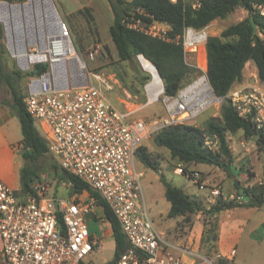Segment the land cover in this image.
<instances>
[{"label": "built area", "instance_id": "2783aa9c", "mask_svg": "<svg viewBox=\"0 0 264 264\" xmlns=\"http://www.w3.org/2000/svg\"><path fill=\"white\" fill-rule=\"evenodd\" d=\"M202 1L190 0L194 8ZM253 6L264 15L263 4ZM122 23L182 46L185 61L197 69L196 77L175 95L166 93L161 75L159 80L152 76L144 85L145 105L162 101L163 115L149 120L134 118V110L115 105L106 93L113 85L88 64L100 45L83 57L62 19L57 32L43 31L46 37L39 48L28 51L25 47L26 60L21 66L30 71L38 68L27 83L23 98L26 109L40 125L49 152L61 168L99 192L118 219L129 247L110 264H216L200 251L174 244L157 228L141 194L144 172L136 169L137 152L151 135L193 122L206 109L228 98L239 117L255 130L254 135L242 140L245 149L249 151L248 142L252 141L264 155V83H235L226 97L216 95L208 77L209 25L185 26L181 34L172 36L168 24L141 6L129 10ZM33 40L29 38V42ZM9 43L20 60L13 38ZM40 65L45 69L39 73ZM204 145L213 152L221 150L216 134H206ZM192 165L179 162L176 169L200 189L209 188V201L214 203L222 197L245 202L243 194L225 196L219 185L209 186L205 173ZM49 187L45 180L36 179L31 183L33 192H26L0 178V264H92L88 257L99 243L92 238L86 217L91 204L49 195ZM172 248L182 254L172 253Z\"/></svg>", "mask_w": 264, "mask_h": 264}, {"label": "trees", "instance_id": "16d2710c", "mask_svg": "<svg viewBox=\"0 0 264 264\" xmlns=\"http://www.w3.org/2000/svg\"><path fill=\"white\" fill-rule=\"evenodd\" d=\"M13 2L14 0H7ZM113 11V23L110 25L111 38L116 46L120 62L131 60L143 54L153 62L163 79L165 91L169 95H175L186 84V81L197 73V69L185 61L183 47L166 42L142 32L131 29L122 23V18L129 10L137 6L143 7L171 28V35L176 36L183 32L185 26L203 28L215 19H224L238 7L248 11V16L226 27L220 35H211L206 44L208 58V77L218 96L226 97L230 89L243 79V70L246 63L254 61L258 70L259 80L264 83V15L255 10L253 4L264 5V0H204L198 8L192 7L190 0H107ZM253 14L258 24L254 32L250 15ZM4 27L0 22V83L8 85L11 89L14 102L13 108L19 118L23 138L20 142L21 155L24 166L20 172V183L23 191L33 192L31 183L36 179H42L39 161L48 155V143L38 129L34 118L26 109L23 101L24 94L20 92L15 83V78L6 73L2 58L6 48L4 44ZM45 66H39V73ZM18 73V72H17ZM34 71H29L34 76ZM150 75V74H149ZM150 77V76H149ZM148 77V78H149ZM147 78V77H146ZM123 80V78H121ZM132 93L140 91L129 88ZM243 131L245 136L255 134L252 124L241 119L232 106L230 100L225 98L221 106V117H211L204 125L193 122L180 123L166 127L154 134L156 145L167 148L172 157L185 164L217 165L231 174L235 156L227 141L228 133ZM206 134H216L220 138L221 150L213 152L205 147ZM55 159V158H54ZM137 160L146 167L156 171L160 170V159L142 145L137 152ZM56 176L60 180H68L72 183V193L92 199L100 208L102 218L111 224L113 236L116 242L114 259L129 247V242L122 231L121 225L115 214L101 194L93 190L85 181L74 174L64 170L58 161L51 162ZM161 181L165 186V197L170 203L169 218L182 217L186 221H192L191 215L202 212L204 215V230L201 243L207 249L205 255L215 259L216 264H230L218 249L219 240V214L222 211L238 206H264V183L261 185L244 188L243 195L247 202L239 203L233 199L218 198L213 204L207 205L197 195H190L183 188L169 182L164 174ZM77 201H80L77 199Z\"/></svg>", "mask_w": 264, "mask_h": 264}, {"label": "rangeland", "instance_id": "374dc122", "mask_svg": "<svg viewBox=\"0 0 264 264\" xmlns=\"http://www.w3.org/2000/svg\"><path fill=\"white\" fill-rule=\"evenodd\" d=\"M30 1L31 0H14L13 2H9L7 0H0V22L4 27L3 41L6 48V52L4 55L6 63L4 64V69L6 73L14 76L16 86L23 94H25L26 92L27 83L29 78L31 77L29 75L30 70L23 69L19 58L10 48L9 41L10 38H13L14 48L19 49L15 25L19 27L21 26L20 30L23 33L22 36L24 45L27 50L30 51L36 47L39 48L42 44L39 13L37 11V8H34L32 10V16L30 19L32 23L29 24V26H31L30 30L28 29V19L23 12L21 13V17L16 19L14 13L10 10L8 17L6 18L3 13L2 4L6 3L8 6L24 5L25 3H28ZM51 1L57 10L59 19H62L66 23L71 38L77 50L83 57H86L87 53L91 49L95 48L97 45H100L95 59L89 61L88 64L92 71L105 74L106 80L111 85H113L114 88L106 93L109 98L115 103V105L123 107V105H126V103L129 102L131 108L136 109V112L133 114L134 118L149 120L153 117L163 115L164 104L162 101H156L154 103L145 105L147 102V97L144 92V85L151 80L152 74L143 67L138 56L128 61L120 62L119 60L116 46L110 34V25L113 23V11L109 2L107 0ZM247 16L248 11L243 7H238L226 18L215 19L214 21H212L209 24V31L211 35H215L218 32L221 33L226 27L245 19ZM40 17L42 19L43 31L47 32V30H49L48 24L50 22L53 24V16L49 15L46 9L42 7ZM8 24H10L11 27L10 34L8 31ZM53 27L52 31H54L55 29V26ZM260 35L264 38V33H261ZM43 37H46V34L43 35ZM29 38L31 40L34 39L36 42L34 40L29 42ZM196 75L197 73L192 74V76L186 81V83H190L196 77ZM121 78H123V80H121ZM129 88L133 89L134 92H137L135 90H138L140 91V93L134 94L130 91ZM128 94H130L132 98ZM13 102L14 98L11 89L8 87V85L0 83V123H6L4 129L10 135L12 134L14 138H23L19 118L12 106ZM221 106L222 104H217L209 107L203 113H201L193 121V123L197 125H204L207 119L211 117L220 118ZM36 125L41 133L44 134V132L41 130L40 125ZM21 140L22 139H20L15 144V147H17L16 149H19L20 151ZM144 145L148 147V150L150 152L155 154L160 159L161 163L159 171H156L150 167H146L139 160H136L135 163L136 169L138 171L144 172V175L141 178V194L142 197H144L149 214L153 219L155 225L159 230H162L172 223L176 224L172 229H169V231L166 232L165 236L168 240L172 241L174 244L182 245L184 247H189L191 249L200 251L203 254L208 253L206 250L207 248L202 245L201 241L200 243H196L193 239H190V237H194V223L199 212L197 214L191 215L192 221H186L182 217H180L181 219L177 221V219L169 218L166 215L169 202L164 194L165 186L161 181V174H164L169 182L183 188L184 191H186L188 194L192 196L197 195L198 197L202 198V200L207 205L212 204V202L201 195L209 192V188L200 189L193 180L186 177L184 174L179 173L176 169L179 161L172 157L170 151L167 148L155 144L154 134L145 141ZM54 158L56 159L55 156L48 155L47 157L42 158L39 161V166L43 169L40 172V176L43 180L50 184L48 190L49 195H52L54 197L69 198L70 192H72L73 185L68 183V180H60L59 177L56 176L55 169L51 164V162H55ZM212 166H214L213 168L219 167L217 165ZM200 167L208 168L209 165L205 163ZM221 170L224 169L221 168ZM20 172L18 173L19 179ZM204 173L205 175L209 174L207 172ZM207 180L208 182L210 181L209 177H207ZM220 184L222 185V182H220ZM202 218H204L203 213ZM100 233L102 234L101 247L97 250H94L88 257V261H92V264H107L111 262L115 256L116 242L109 227L105 223L100 225ZM251 248H243L238 253L235 264H264V245H260V247H258V250L254 252V254L250 252ZM172 251L177 254H182L181 250H175L174 248H172Z\"/></svg>", "mask_w": 264, "mask_h": 264}, {"label": "crops", "instance_id": "0c3cea01", "mask_svg": "<svg viewBox=\"0 0 264 264\" xmlns=\"http://www.w3.org/2000/svg\"><path fill=\"white\" fill-rule=\"evenodd\" d=\"M215 35H220V32L216 33ZM256 81H260L258 77V70L255 62L250 60L244 67L242 81L237 82L236 84L254 83ZM128 95L132 98L130 94ZM118 107L122 109H132L129 102H127L126 105H123V107ZM132 110L136 112V109ZM4 126H6V123L1 122L0 178L13 188H21L18 173L24 166V159L21 155V151L16 149L17 147H15V144L22 138H14L12 134L10 135L7 133V131L4 129ZM245 138L247 137L243 132L232 134L229 133V135H227V141L231 151L235 156L234 163L232 164L231 174H228L225 170H221L220 167L213 168L214 166L210 164H208V168L200 167L205 163L192 165L202 172L209 173L208 175L206 174V177H209L210 179L209 182L207 180L208 185H219L222 188L225 196H231L238 193L243 194L241 190H244V188L261 185V183L264 182V155L262 152L258 151L254 142L252 141L248 142L249 151H247L245 146L242 144V140ZM220 182H222V185ZM201 196H204L208 199L209 192ZM69 198H76L79 199L80 202L91 204L86 217L92 238L99 243L95 250L99 249L101 247L102 238V234L100 233V225L105 223L109 227L113 236L111 224L103 220L100 208L97 207L92 199H88L84 196H78L72 192H70ZM245 202H247L246 197ZM169 209L170 203L167 207V216ZM175 219L178 221L181 218L178 217ZM203 221L204 218H202V212H199L194 223L195 232H193L195 238L190 237V239H193L196 243H200L201 241L204 230ZM175 225L176 224L172 223L160 231L166 235V232L169 231V229H172ZM260 245H264V206H238L222 211L219 214L218 249L220 254L229 260L230 264L236 263V257L243 248L247 249L248 247H252L250 252L254 254ZM172 253L174 252L172 251ZM90 262L92 263V261Z\"/></svg>", "mask_w": 264, "mask_h": 264}, {"label": "bare ground", "instance_id": "6f19581e", "mask_svg": "<svg viewBox=\"0 0 264 264\" xmlns=\"http://www.w3.org/2000/svg\"><path fill=\"white\" fill-rule=\"evenodd\" d=\"M42 7H44L46 9L47 13L49 15L53 16V19H54L53 20V24L55 23L54 25L51 22L48 24L49 30L52 31V27L55 26V29H54L55 31H53V33L57 32L56 30H57V25L59 26V17H58L57 10H56V8L53 5L51 0H31L30 2L25 3L24 5H13V6H8L6 3L2 4L3 13H4L6 18L8 17L10 10L14 13L16 19L20 18L21 13L23 12L28 19L27 20L28 27H29L28 29H30V30H31V26H29V24L32 23V21L30 20L31 16H32L31 13H32V10L34 8H37V11L39 13L41 41H43V27H42V19L40 17ZM16 22H18V21H16ZM20 27L15 25L16 36H17V40L19 43L18 44V46H19L18 51L20 54V61H21V63H23L26 60V50H25L24 40H23V36H22L23 33L20 30L21 29ZM8 28H9L8 31L10 34L11 33L10 24H8ZM20 37H22V38H20ZM140 62L143 65V67L152 74V76L154 77L155 80H159V78H160L159 73H158L156 67L153 65V63L150 60H148L144 57H141ZM201 64L203 67L205 66V60L203 58L201 59Z\"/></svg>", "mask_w": 264, "mask_h": 264}, {"label": "water", "instance_id": "95a60500", "mask_svg": "<svg viewBox=\"0 0 264 264\" xmlns=\"http://www.w3.org/2000/svg\"><path fill=\"white\" fill-rule=\"evenodd\" d=\"M250 21H251V24H252V27H253L254 32H256L257 29H258V24H257V22L255 21V17H254L253 14L250 15ZM141 57L146 58L143 54L138 55V58H139V59H141ZM146 59H147V58H146ZM148 60H149V59H148ZM2 63H3V65L6 63V59H5V57L2 58ZM152 63H153V62H152ZM153 65L156 67V65H155L154 63H153ZM156 69H157V71H158V68H157V67H156ZM34 72H35V73L38 72V68H37V67L34 68ZM158 73H159V71H158ZM159 75H160V73H159ZM241 192H244V190H241ZM56 207L58 208V201H56Z\"/></svg>", "mask_w": 264, "mask_h": 264}]
</instances>
